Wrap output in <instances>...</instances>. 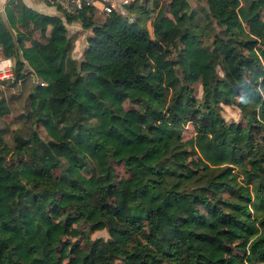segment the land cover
Masks as SVG:
<instances>
[{"label": "trees", "instance_id": "1", "mask_svg": "<svg viewBox=\"0 0 264 264\" xmlns=\"http://www.w3.org/2000/svg\"><path fill=\"white\" fill-rule=\"evenodd\" d=\"M149 1L100 23L94 8H4L0 55L14 67L0 87L26 68L37 82L26 134L9 146L0 129V264H264V0H196L200 21L187 0H168L169 16ZM73 22L90 31L80 61Z\"/></svg>", "mask_w": 264, "mask_h": 264}, {"label": "rangeland", "instance_id": "2", "mask_svg": "<svg viewBox=\"0 0 264 264\" xmlns=\"http://www.w3.org/2000/svg\"><path fill=\"white\" fill-rule=\"evenodd\" d=\"M137 1L142 2L143 0H137ZM167 2H168V0H157L158 5H162V7H164V9H165L164 14L169 16L168 7L166 6ZM187 2L189 4L190 9H192L193 11H197L198 14L196 16V19L200 21L201 16L203 14L202 10H204V3L200 2V1H196V0H187ZM148 7L150 9H152V7H153L151 0L148 3ZM152 10L155 11L154 9H152ZM152 14L150 15V18L153 17ZM104 18H105V16L99 15L96 12L94 13L95 23H100ZM6 27L14 35V30L10 29V27L8 25H6ZM65 27H66V34L72 41V50L70 52V56H71V58L75 59L76 61H80L82 51L86 46V38H87V36H89L90 31L82 29L77 22L65 24ZM16 28L19 31L28 33L27 27H22L21 25L17 24ZM147 28L150 31L149 24H147ZM214 28H216V27H214ZM28 36L30 39H36V40L42 41L40 39L37 31L29 33ZM211 42H212V39L210 37L202 38V44L206 45V47H208V48L211 47ZM25 45H28V42H25ZM179 48H180V45H179V43H177L176 46H174L173 48L170 49V52L168 55H169V58L171 60H174L176 51ZM217 73H218V75H220L219 71H217ZM36 82H37L36 77L29 72L28 68H26L24 70V77L21 81L17 82L15 85H11V86H9V82L4 83L0 87V98L5 103L4 113L2 115H0V129L5 130L3 138H4V141L6 142V144L9 146L12 145V133L14 130H20L23 135H25L26 132L28 131L27 121L24 120L21 115H23V113L26 110L27 96H28L29 92L32 90V88ZM192 87L194 89L195 97L197 99H199L201 96L200 85L194 84V85H192ZM123 106L128 108L131 106V104L129 102L125 101L123 103ZM220 114L222 115L224 120L227 122L240 123V124L244 125V121L239 114V110L233 105H230V106L222 105L221 110H220ZM36 130H37L38 134L40 135V137L46 138L42 126H36ZM192 135H193L192 126L190 124H186L184 126L183 131H182L183 140L188 139ZM195 159H196V157L193 155L189 158V160H193V161ZM116 173L118 176L125 175L123 168H121V166H119V165L116 166ZM73 229H75V232H73ZM79 229H80L79 225H72L70 227L69 234H66V236L64 237V239L66 238V240H67V245H69V243H71L72 241L77 239L76 231ZM90 237L91 238L102 237L103 239H106L107 233L105 232V230L95 231V232L90 234ZM64 254H66L68 256L70 253H67V249H66L64 251Z\"/></svg>", "mask_w": 264, "mask_h": 264}, {"label": "built area", "instance_id": "3", "mask_svg": "<svg viewBox=\"0 0 264 264\" xmlns=\"http://www.w3.org/2000/svg\"><path fill=\"white\" fill-rule=\"evenodd\" d=\"M63 14L75 15L79 11L94 8L99 15L108 16L112 12L124 14L123 7L134 0H40ZM14 59L0 55V80L11 79Z\"/></svg>", "mask_w": 264, "mask_h": 264}, {"label": "crops", "instance_id": "4", "mask_svg": "<svg viewBox=\"0 0 264 264\" xmlns=\"http://www.w3.org/2000/svg\"><path fill=\"white\" fill-rule=\"evenodd\" d=\"M10 0H0V17L2 19L4 16V8L8 5ZM26 7L43 14L57 15L60 16V13L53 7L45 5L40 0H19Z\"/></svg>", "mask_w": 264, "mask_h": 264}]
</instances>
